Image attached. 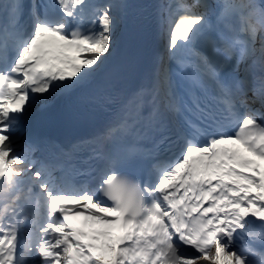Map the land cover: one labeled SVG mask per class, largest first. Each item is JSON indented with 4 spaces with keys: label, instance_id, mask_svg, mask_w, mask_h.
Here are the masks:
<instances>
[{
    "label": "snow or ice",
    "instance_id": "1",
    "mask_svg": "<svg viewBox=\"0 0 264 264\" xmlns=\"http://www.w3.org/2000/svg\"><path fill=\"white\" fill-rule=\"evenodd\" d=\"M149 7L0 0V264H264V0ZM122 23L161 43L127 88ZM54 97L94 131L22 151Z\"/></svg>",
    "mask_w": 264,
    "mask_h": 264
},
{
    "label": "bare ground",
    "instance_id": "2",
    "mask_svg": "<svg viewBox=\"0 0 264 264\" xmlns=\"http://www.w3.org/2000/svg\"><path fill=\"white\" fill-rule=\"evenodd\" d=\"M103 1H106V0H93L94 3H99V2H103ZM120 40H121V39H119L117 49H116L115 53L113 54V56L111 57V59H110L108 65H107V67H108L111 63H113V62L115 61L116 57H117V53H118V48H119ZM56 98H57V97H54L53 99L49 100V101L46 103V105H47V104H52L53 101H54ZM46 105L42 106V105L39 104V103L35 105V108H34L33 112L31 113V116L25 120V123H24V125L22 126V129H21L20 132H24V133H25V132L27 131V129H28V122L34 117V115H35V113H36L37 111H40V110L43 109ZM20 132H19V133H20ZM25 147H27V146H25V145L23 144V147H21V150L23 151ZM31 156H32L33 159H35L33 152L31 153ZM35 160H36V159H35ZM257 224H259V221H257ZM244 242H245V241H243V240L240 241V243H244Z\"/></svg>",
    "mask_w": 264,
    "mask_h": 264
},
{
    "label": "rangeland",
    "instance_id": "3",
    "mask_svg": "<svg viewBox=\"0 0 264 264\" xmlns=\"http://www.w3.org/2000/svg\"><path fill=\"white\" fill-rule=\"evenodd\" d=\"M106 2V1H105ZM19 135L21 136V134L19 133ZM22 137V136H21ZM20 146L23 147V144L21 143V140H20Z\"/></svg>",
    "mask_w": 264,
    "mask_h": 264
}]
</instances>
